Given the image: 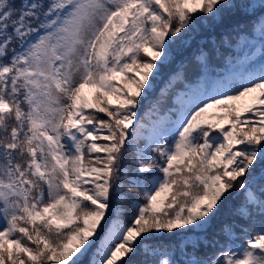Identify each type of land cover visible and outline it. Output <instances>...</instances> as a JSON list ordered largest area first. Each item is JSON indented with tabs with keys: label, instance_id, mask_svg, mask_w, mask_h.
<instances>
[{
	"label": "snow or ice",
	"instance_id": "obj_1",
	"mask_svg": "<svg viewBox=\"0 0 264 264\" xmlns=\"http://www.w3.org/2000/svg\"><path fill=\"white\" fill-rule=\"evenodd\" d=\"M0 264H264V0H0Z\"/></svg>",
	"mask_w": 264,
	"mask_h": 264
},
{
	"label": "trees",
	"instance_id": "obj_2",
	"mask_svg": "<svg viewBox=\"0 0 264 264\" xmlns=\"http://www.w3.org/2000/svg\"><path fill=\"white\" fill-rule=\"evenodd\" d=\"M235 54H239V53H238V50H236ZM100 115H101V117L103 118V114H100ZM234 202H235V201H233V203H234ZM240 242H243V241L241 240Z\"/></svg>",
	"mask_w": 264,
	"mask_h": 264
},
{
	"label": "rangeland",
	"instance_id": "obj_3",
	"mask_svg": "<svg viewBox=\"0 0 264 264\" xmlns=\"http://www.w3.org/2000/svg\"><path fill=\"white\" fill-rule=\"evenodd\" d=\"M85 91H86V93H89V95H90V90H88V89H85Z\"/></svg>",
	"mask_w": 264,
	"mask_h": 264
}]
</instances>
